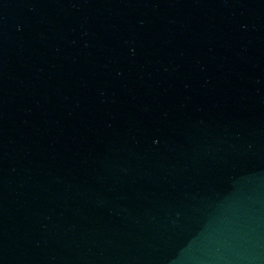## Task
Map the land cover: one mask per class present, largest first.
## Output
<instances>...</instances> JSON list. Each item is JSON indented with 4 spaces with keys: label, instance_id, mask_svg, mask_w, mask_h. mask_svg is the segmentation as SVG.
<instances>
[{
    "label": "water",
    "instance_id": "95a60500",
    "mask_svg": "<svg viewBox=\"0 0 264 264\" xmlns=\"http://www.w3.org/2000/svg\"><path fill=\"white\" fill-rule=\"evenodd\" d=\"M0 264H264V0H0Z\"/></svg>",
    "mask_w": 264,
    "mask_h": 264
}]
</instances>
